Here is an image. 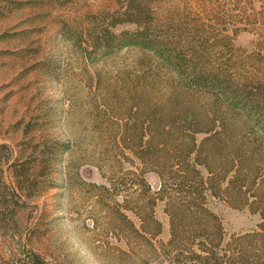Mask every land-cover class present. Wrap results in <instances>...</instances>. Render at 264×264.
Wrapping results in <instances>:
<instances>
[{"label":"rangeland","instance_id":"obj_1","mask_svg":"<svg viewBox=\"0 0 264 264\" xmlns=\"http://www.w3.org/2000/svg\"><path fill=\"white\" fill-rule=\"evenodd\" d=\"M125 1L0 0V264H35L34 256L44 264H168L164 202L156 206L162 232L148 236L157 252L117 216L116 200L128 171L144 167L122 142L133 85L138 93L147 86L156 102L163 84L152 74L171 71L138 46L88 56L82 39L92 14ZM154 10L167 33L196 53L199 68L225 71L264 94V0H160ZM37 144L57 156L31 161L34 185H19L12 163L29 159ZM144 176L157 191L158 173L144 169ZM210 200L226 240L258 229V213Z\"/></svg>","mask_w":264,"mask_h":264},{"label":"trees","instance_id":"obj_2","mask_svg":"<svg viewBox=\"0 0 264 264\" xmlns=\"http://www.w3.org/2000/svg\"><path fill=\"white\" fill-rule=\"evenodd\" d=\"M158 1L126 0L119 10L92 14L82 31L88 56L102 58L138 46L151 50L150 58L171 71L162 77L152 74L163 84L156 102L149 99L147 86L138 93L139 86L133 85L123 147L144 169L157 172L161 184L153 191L143 168L129 170V182L119 192L123 200H116L117 216L124 217L132 231L158 252L148 236L162 232L156 206L163 201L171 233L162 248L168 264H264V169L258 170L264 166V94L225 71L199 68L196 53L161 25L154 10ZM125 23L135 28L117 29ZM148 85L153 86L154 80ZM137 97L139 101L134 100ZM199 134L203 136L198 138ZM46 147L37 144L29 159L12 163L19 185H34L31 161L48 163L54 159L48 158L50 153L57 156ZM213 197L258 213L262 219L258 229L226 240L211 206ZM33 262L44 264L36 256Z\"/></svg>","mask_w":264,"mask_h":264}]
</instances>
